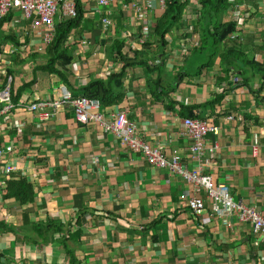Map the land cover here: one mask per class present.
I'll return each instance as SVG.
<instances>
[{"label":"crops","instance_id":"obj_1","mask_svg":"<svg viewBox=\"0 0 264 264\" xmlns=\"http://www.w3.org/2000/svg\"><path fill=\"white\" fill-rule=\"evenodd\" d=\"M82 1L81 27L66 42L73 61L64 80L39 69L43 57L28 78L20 75L14 61L18 50L28 54L33 48L42 56L46 51L35 50L38 36L14 33V23L6 24L19 47L10 41L0 54V86L10 82L16 106L0 117V147L11 148L3 162L14 168L9 178L0 179V264H69L57 243H35L39 237L32 226L48 220L72 234L79 230L78 243H69L79 264H264L263 238L249 223L233 216L224 224L203 193L202 216L190 212L187 202L194 191L179 175L151 166L97 126L77 123L70 107L44 110V117L23 110L51 100L60 87L78 98L84 96L82 88L102 81L119 100L102 105L106 117L124 112L137 125L138 136L168 160L178 156L189 171L201 162L202 172L227 186L234 201L264 212V83L250 72L248 87L232 88L236 76L225 75L227 45L250 61L263 62L264 0H227L229 7L209 19L202 0H179L178 18L164 38L155 27L165 11L154 5L147 16L146 47L137 43L141 26L133 11L121 9L122 0H112L113 27L107 32L100 26L105 10ZM216 21L235 26L218 47L211 35ZM17 25L26 27L23 21ZM200 46L205 50L193 53ZM9 48L14 54L7 57ZM23 59L19 63L27 68L30 59ZM185 118L217 130L206 136L200 162L183 135ZM21 178L34 191L33 201L24 206L5 198L7 182Z\"/></svg>","mask_w":264,"mask_h":264},{"label":"built area","instance_id":"obj_2","mask_svg":"<svg viewBox=\"0 0 264 264\" xmlns=\"http://www.w3.org/2000/svg\"><path fill=\"white\" fill-rule=\"evenodd\" d=\"M86 1L88 2L87 7L89 3L93 2L97 8L105 10V17L100 19V26L103 31L107 32L108 29L112 28L111 17L113 13L110 11L112 0ZM122 1L121 9L133 11L141 26L137 43L142 47H146L151 35V27L148 26L147 16L154 10V5L164 11L166 0ZM192 1L198 4L200 0ZM234 1L230 0V3ZM81 2L83 1L81 0ZM16 14H19V21L13 19ZM9 15L12 16L9 23H14V25L21 21L26 23V27L16 28L15 26V32L29 33L30 36L39 37L40 44L37 46L36 51L44 53L54 39L55 25L58 22L77 18L78 4L77 0H0V22ZM84 41L86 42V40ZM5 53L9 57L14 54V51L9 48ZM11 87L10 82L0 86V117L11 113L16 108L12 102ZM57 90L51 100L45 103L23 106V110L39 113L40 116L44 117L46 116L43 113L44 110L57 113L65 107H70L77 123L84 126H97L103 133L113 135L130 152L140 154L151 166L179 175L187 185L193 188L194 196L188 200L187 207L195 217H201L205 210V202L201 198L203 193L209 201L212 214L223 220L224 224L225 220H229L233 216L240 222L249 223L252 233L263 238L264 247V212H259L255 207L234 201L227 186L223 184L216 185L210 175L202 172L200 160L206 150V136L210 133H217L216 128L210 123L199 119H183V135L189 139V152L200 162L196 170L189 171L181 167L178 156L168 160L159 147L144 142L138 136L137 125L128 121L124 112L119 111L106 117L102 112L103 106L99 100L84 96L75 98L65 87H60ZM10 151L11 148L0 147V179L9 178L14 170L10 163L3 162L4 155ZM209 152L213 154L214 147L210 148ZM256 153L257 147L253 149V154Z\"/></svg>","mask_w":264,"mask_h":264},{"label":"trees","instance_id":"obj_3","mask_svg":"<svg viewBox=\"0 0 264 264\" xmlns=\"http://www.w3.org/2000/svg\"><path fill=\"white\" fill-rule=\"evenodd\" d=\"M203 8L207 11L206 18L209 19V15L213 12L219 13L222 10H226L229 5L227 0H202L201 1ZM78 4V16L74 20H65L58 22L55 25L54 39L52 43L47 47L46 54L43 55L45 59L44 66H40L39 69L49 75H55L58 78L64 80V72L70 66L73 61L72 54L66 47V42L70 38L72 32L77 31L81 27L83 8L81 5V0H77ZM179 0H166V9L165 13L161 19L157 22L155 27V34L159 35L161 38H164L165 35L171 30L174 25V22L171 23V20H176L179 15ZM172 12H176L175 15H172ZM12 20V16L9 15L2 22H0V54L2 53L4 44L11 41L12 44L19 47L18 40L16 36L12 33L9 35L3 33V26L8 24ZM214 29L212 31V36L214 37L215 47H218L220 43L225 39L234 34L235 26L233 24H224L220 21L214 22ZM209 34V33H208ZM207 36H201L202 39L206 40ZM230 41V40H229ZM205 47L200 46L193 53H201L204 51ZM236 48H231L230 46L225 47V75L229 73L236 76V80L232 79L230 85L232 88H235L239 85L249 86V75H246L250 72L254 76V72L260 74L261 80L264 83V60L262 63H255L250 61L240 52H235ZM134 59H137L135 56ZM146 65H149L145 62ZM129 65V64H128ZM147 71L153 72V68L146 69ZM239 72H242V75H239ZM238 77H241L242 80L239 81ZM66 82V79H65ZM67 83V82H66ZM23 86L20 90H23ZM108 87V86H107ZM104 82L94 81L89 87L82 88L80 91L83 93L84 97L89 99H97L105 107H110L112 105L118 104L119 100L113 95L111 90H108ZM150 89L152 85H149ZM159 86L153 88L155 93L159 92ZM152 90V89H151ZM251 90V89H250ZM153 92V94H155ZM157 97V96H154ZM194 119V118H192ZM34 191L32 186L26 182L25 179L21 178L18 180H13L7 182V193L5 198L14 197L21 206H24L27 203L33 201ZM79 224V223H78ZM6 227V225H5ZM34 233L38 235L39 240L35 241L37 245H47L57 243L61 246L65 252L67 259H69V264H79L72 247H70V241L75 240L79 236V230H76L73 234L62 225V223L48 220L45 223L38 222L32 226ZM11 230V229H10ZM57 235V240L53 238Z\"/></svg>","mask_w":264,"mask_h":264},{"label":"rangeland","instance_id":"obj_4","mask_svg":"<svg viewBox=\"0 0 264 264\" xmlns=\"http://www.w3.org/2000/svg\"><path fill=\"white\" fill-rule=\"evenodd\" d=\"M19 18V14H16V15H14V17H13V19L15 20V19H18ZM15 26H16V28H18V27H20V26H18L16 23H15ZM3 30H4V33H6L7 35L10 33V32H13V31H11L10 29H9V26H6V25H4L3 26ZM14 33H16V32H14ZM35 37V36H34ZM31 50H33V48H31ZM30 50V53H28V54H26V52H21L20 50H18V52H19V55H18V57H16V59H14V61L17 63V71H18V73H20V75H24L25 77L24 78H28L29 77V75L30 74H32V72L31 71H33L34 70V68L37 66V65H41V64H43V56L42 55H40V54H38V53H32V51ZM35 50H37L36 48H35ZM33 55L35 56V57H33ZM4 56H6V55H4ZM23 56H25V59H23L22 61H28L29 59V63L27 62V68H22V66L20 65V60H21V57H23ZM2 66H4V62L2 61V59L0 58V68L2 67ZM26 69V70H25ZM14 73H15V70H12ZM39 74V73H38ZM46 74V73H45ZM41 76H47V75H41Z\"/></svg>","mask_w":264,"mask_h":264}]
</instances>
